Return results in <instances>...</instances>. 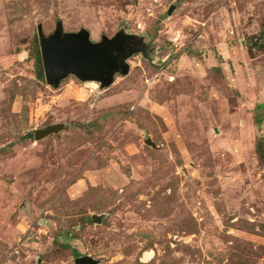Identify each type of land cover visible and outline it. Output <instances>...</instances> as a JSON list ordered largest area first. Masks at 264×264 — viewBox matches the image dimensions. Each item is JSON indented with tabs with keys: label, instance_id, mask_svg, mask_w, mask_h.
<instances>
[{
	"label": "rangeland",
	"instance_id": "374dc122",
	"mask_svg": "<svg viewBox=\"0 0 264 264\" xmlns=\"http://www.w3.org/2000/svg\"><path fill=\"white\" fill-rule=\"evenodd\" d=\"M60 24L149 54L55 88L39 27ZM89 255L264 264V0H0V264Z\"/></svg>",
	"mask_w": 264,
	"mask_h": 264
},
{
	"label": "water",
	"instance_id": "95a60500",
	"mask_svg": "<svg viewBox=\"0 0 264 264\" xmlns=\"http://www.w3.org/2000/svg\"><path fill=\"white\" fill-rule=\"evenodd\" d=\"M39 35L46 80L55 88L60 87L70 75H75L84 82H99L102 88L110 87L115 82L116 74L130 73L131 65L128 60L135 54L144 52L142 48L136 47L143 44L142 39L125 31L114 37L105 35L101 41L96 42L88 29L66 32L63 24H60L49 37L44 35L43 26H40ZM64 128L65 124L58 123L39 129L35 132L36 140H42ZM147 143L158 147L151 138ZM103 217L95 214L93 220L102 223ZM76 264H100V261L89 255L77 258Z\"/></svg>",
	"mask_w": 264,
	"mask_h": 264
},
{
	"label": "flooded vegetation",
	"instance_id": "af4514ba",
	"mask_svg": "<svg viewBox=\"0 0 264 264\" xmlns=\"http://www.w3.org/2000/svg\"><path fill=\"white\" fill-rule=\"evenodd\" d=\"M138 48H142L144 52H141L144 56L149 54V50L147 44L143 42V44L136 45ZM133 57V56H132ZM117 75V74H116Z\"/></svg>",
	"mask_w": 264,
	"mask_h": 264
},
{
	"label": "trees",
	"instance_id": "16d2710c",
	"mask_svg": "<svg viewBox=\"0 0 264 264\" xmlns=\"http://www.w3.org/2000/svg\"><path fill=\"white\" fill-rule=\"evenodd\" d=\"M41 60H42V57H41V55H40V57H39Z\"/></svg>",
	"mask_w": 264,
	"mask_h": 264
},
{
	"label": "bare ground",
	"instance_id": "6f19581e",
	"mask_svg": "<svg viewBox=\"0 0 264 264\" xmlns=\"http://www.w3.org/2000/svg\"><path fill=\"white\" fill-rule=\"evenodd\" d=\"M149 255V254H148Z\"/></svg>",
	"mask_w": 264,
	"mask_h": 264
}]
</instances>
